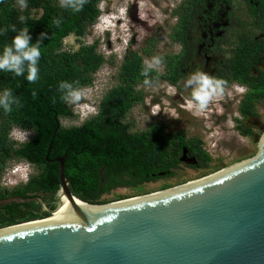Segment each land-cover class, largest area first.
Here are the masks:
<instances>
[{
	"label": "trees",
	"instance_id": "trees-1",
	"mask_svg": "<svg viewBox=\"0 0 264 264\" xmlns=\"http://www.w3.org/2000/svg\"><path fill=\"white\" fill-rule=\"evenodd\" d=\"M101 1L87 0L82 11L74 12L61 8L59 0H27L23 11L17 0H0V30L9 28L6 34H0V54L20 29L29 30L31 44L37 42L41 33L47 34L40 47L39 75L35 83H29L23 76L0 72V93L10 89L19 99V106L14 105L10 114L0 108V182L4 168L13 160L24 159L37 169L25 185L8 188L0 184V199L41 195L45 200H55L61 185L59 162L55 158L64 155L65 175L72 192L91 203H105L102 196L118 186L138 187L159 179L162 171L165 177H174L183 164L179 156L185 147L199 160L192 167L206 168L213 161L200 137H187L183 131L167 132L162 123L153 122L141 132L127 131V114L143 100L135 85L146 79L142 69L144 55L152 54L149 46L142 52L128 53L122 61L120 83L107 95L100 115L81 125L62 123V119L74 117L75 113L72 104L61 99L60 82L73 83L80 89L92 85L94 74L106 62L96 42H82L72 50L65 48L64 39L72 33L79 38L87 33L101 13ZM260 4L264 6V0ZM21 16L25 17L23 22L19 19ZM56 20L60 21L59 26ZM12 25L17 32L11 30ZM243 40L230 57L235 68L238 62L245 64L256 56L254 37L244 35ZM154 72L150 73V80ZM250 86L239 106L242 117L237 118L241 122L238 128L244 135L251 134L252 128H245L243 121L258 116L257 102L264 100V82ZM13 128L29 131L28 139L22 143L10 140ZM48 205L55 207L49 200ZM47 216L49 212L36 200L14 201L0 206V228Z\"/></svg>",
	"mask_w": 264,
	"mask_h": 264
},
{
	"label": "water",
	"instance_id": "water-1",
	"mask_svg": "<svg viewBox=\"0 0 264 264\" xmlns=\"http://www.w3.org/2000/svg\"><path fill=\"white\" fill-rule=\"evenodd\" d=\"M65 158H55V208L41 195L0 199V206L36 200L49 212L0 228V264H264V134L256 156L211 177L109 203L72 192ZM64 196L60 216L39 222ZM30 222L37 223L20 227Z\"/></svg>",
	"mask_w": 264,
	"mask_h": 264
},
{
	"label": "rangeland",
	"instance_id": "rangeland-1",
	"mask_svg": "<svg viewBox=\"0 0 264 264\" xmlns=\"http://www.w3.org/2000/svg\"><path fill=\"white\" fill-rule=\"evenodd\" d=\"M180 1H101L99 8L102 14L87 33L80 38L72 33L64 39L65 48L72 50L77 49L82 42L87 44L96 42L98 52L105 56L106 62L94 74L93 90L97 92V88L103 86L104 91H107L109 87L119 83L120 66L128 53L142 52L143 48L149 46L152 54L151 56L144 55L145 60L151 59L153 56H161L166 51L165 45L170 42L168 38L171 31L170 26L175 22L172 10ZM36 15H40V13ZM120 15H124L125 19L118 21ZM123 20H125V24L119 26V22H123ZM105 28L111 29V31L103 32ZM152 41L153 46L150 45ZM139 87L144 93L143 100L138 102L129 114V121L135 123L136 129H145L151 123L159 122L166 127L167 132L183 131L187 137H200L205 149L213 157V161L206 168L181 164L174 177H162L145 182L138 187L116 188L102 196L105 203L144 196L182 185L209 176L259 153V142L264 134V104L257 106L258 116L243 122L252 128V134H242L236 126L235 118L241 119L238 110L241 94L237 93L243 86L231 85L226 88L225 97L219 102V105L212 106L206 116L199 118L193 116L185 106V101L190 97L191 92L188 97L181 99L171 96L175 93L174 88L163 83ZM87 90L88 87L84 88V93ZM228 91L230 92L226 94ZM74 109L79 110L77 107ZM154 113L155 115H153ZM62 123L66 126L80 125L83 123V117L76 115L64 118ZM26 134L28 139L29 135Z\"/></svg>",
	"mask_w": 264,
	"mask_h": 264
},
{
	"label": "flooded vegetation",
	"instance_id": "flooded-vegetation-1",
	"mask_svg": "<svg viewBox=\"0 0 264 264\" xmlns=\"http://www.w3.org/2000/svg\"><path fill=\"white\" fill-rule=\"evenodd\" d=\"M175 10H177L176 13H174ZM172 13L175 22L170 26L171 31L168 36L170 42L166 43V51L161 54L163 58L162 71L152 74L150 84L169 85L175 90L174 95L171 96L184 99L191 92V89L185 87L186 80L191 74L202 71L227 81L226 88L231 85L243 86L245 91L237 93L241 94L239 110L243 98L251 90L250 84L264 82V6L260 4V0H181L174 7ZM244 35L254 37L256 56L248 63L238 62V67L235 68L230 57L234 49L243 43ZM150 45L153 46V42H150ZM99 70L100 68L96 73ZM242 79H246V83L249 84L243 82ZM118 84L109 87L107 91H104L103 86L98 88L99 99L96 103L95 117L101 114L107 95ZM142 85H145L144 81L138 82L135 87L144 97L143 90L139 87ZM186 89H188L187 92H185ZM164 95L166 96L165 93ZM263 103L264 100L261 103L257 102V106ZM181 104L184 106L183 103ZM129 114L125 119L129 133L147 129H136L135 123L129 121ZM235 120L237 127L241 125L237 118ZM245 122L247 123V121ZM245 126L248 127L246 124ZM142 132L144 133V131ZM185 148L179 156L180 159L184 156ZM186 149L184 158L194 160L196 157L197 164H199L193 151L190 148ZM182 163L193 166L186 162ZM159 176L165 177L166 173L162 171ZM120 187L125 186L117 188ZM48 200L56 206L55 200L47 199V202Z\"/></svg>",
	"mask_w": 264,
	"mask_h": 264
},
{
	"label": "clouds",
	"instance_id": "clouds-1",
	"mask_svg": "<svg viewBox=\"0 0 264 264\" xmlns=\"http://www.w3.org/2000/svg\"><path fill=\"white\" fill-rule=\"evenodd\" d=\"M86 3L87 0H59L61 8H70L74 12L82 11ZM17 5L23 11L27 8V0H17ZM110 15L112 16L113 14ZM19 19L23 22L25 17L21 16ZM121 19H125V16L120 15L118 21ZM55 22L59 26L60 21L56 20ZM124 24L125 20L119 22V26ZM10 27L12 31L17 32L15 25ZM8 31L9 28L5 27L0 30V34H6ZM110 31L111 29L105 28L103 32L109 33ZM46 36V33H41L37 42L31 44L29 30L20 29L12 38L11 44L6 45L3 48L2 54H0V72H9L16 77L23 76L29 83H35L39 75L38 63L41 58L40 47ZM162 66L163 58L161 56H153L151 59L144 60L142 74L146 77L144 80L145 85L151 83V80L148 78L150 73L152 71H162ZM226 85L227 81L215 78L202 71L191 74L185 82V87L191 88L190 97L185 101L186 109L195 117L206 116L212 106H218L219 102L224 99ZM86 87H88V90L84 93L83 89ZM86 87L80 89L75 87L73 83L67 81H62L58 85L61 99L67 104H72L75 116L79 115L83 117V122L96 115V103L99 99V93L93 90L92 85ZM239 90L241 92L244 91L243 88ZM33 95H35V92ZM14 105L19 106V99L14 96L10 89H5L0 93V108H3L6 114L12 112ZM74 107L79 108V110L76 111ZM25 132L29 135V131L27 130L13 128L9 133V139L22 143L27 139ZM36 171L35 165L24 159L13 160L4 168L1 174L0 184L8 188L25 185L31 180V177Z\"/></svg>",
	"mask_w": 264,
	"mask_h": 264
},
{
	"label": "bare ground",
	"instance_id": "bare-ground-1",
	"mask_svg": "<svg viewBox=\"0 0 264 264\" xmlns=\"http://www.w3.org/2000/svg\"><path fill=\"white\" fill-rule=\"evenodd\" d=\"M232 166H233V165H232ZM226 169H227V168H226ZM211 175H215V174H211ZM211 175L206 176L205 178L211 177ZM203 179H204V178H203ZM140 197H141V196H139V197H134V198H131V199H137V198H140ZM126 200H127V199H126ZM67 206H69V200H68V198H67L66 196H64V197H63V206H62V208H61L60 210L56 211L52 216L46 218L45 220H44V219H43V220H40L39 222H45V221H49V220H52V219L57 218L58 216H60V214L63 212V210H64ZM33 223H37V222H30V223L22 224V225H20V227H24V226H27V225H31V224H33ZM16 227H18V226H16ZM2 231H6V230H0V232H2Z\"/></svg>",
	"mask_w": 264,
	"mask_h": 264
}]
</instances>
